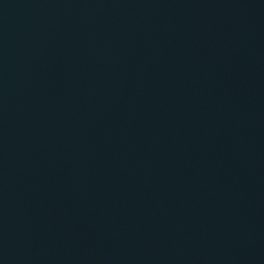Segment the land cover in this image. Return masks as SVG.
I'll list each match as a JSON object with an SVG mask.
<instances>
[{"label": "water", "instance_id": "95a60500", "mask_svg": "<svg viewBox=\"0 0 264 264\" xmlns=\"http://www.w3.org/2000/svg\"><path fill=\"white\" fill-rule=\"evenodd\" d=\"M0 264H264V0H0Z\"/></svg>", "mask_w": 264, "mask_h": 264}]
</instances>
